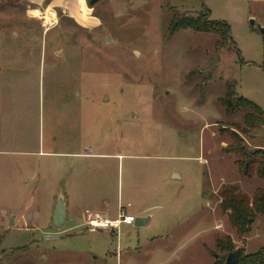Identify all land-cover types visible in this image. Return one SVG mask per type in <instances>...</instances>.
<instances>
[{
	"label": "rangeland",
	"instance_id": "rangeland-1",
	"mask_svg": "<svg viewBox=\"0 0 264 264\" xmlns=\"http://www.w3.org/2000/svg\"><path fill=\"white\" fill-rule=\"evenodd\" d=\"M90 1L0 0V30H46L26 33L46 49L37 90L14 92V132L36 129L41 153L0 162V264H213L226 256L215 247L225 238L247 255V235L229 226L219 196L233 186L250 199L264 191L255 173L264 151L253 148L264 147V127L247 129L223 98L235 81L236 94L264 113V0ZM204 10L230 26L235 47L169 34L174 13ZM59 196L67 217L56 230ZM127 204L146 227L116 236L87 229L85 210L114 219Z\"/></svg>",
	"mask_w": 264,
	"mask_h": 264
},
{
	"label": "crops",
	"instance_id": "crops-1",
	"mask_svg": "<svg viewBox=\"0 0 264 264\" xmlns=\"http://www.w3.org/2000/svg\"><path fill=\"white\" fill-rule=\"evenodd\" d=\"M24 14L25 18H32V20L30 19L28 22H32L33 25L37 23L36 19H40V17L36 15H29L27 11H25ZM30 29L31 28L28 30L26 29L25 32L23 28H13L11 33L8 31V28H2L0 30V158H2L0 162L6 161L9 156L15 153H41L40 149L43 143L39 135L36 136V129L33 130L34 133L32 137L27 135L28 133L21 136V133L16 135L14 132V129L17 128L14 125V92H17L18 96H21L22 93L29 95L32 91L34 95L35 90H37L36 83L40 81L42 64L45 62L46 57L44 43L41 42L40 44L39 41H33V43H31L29 36H27V32H31V36L34 35V37L36 36L38 38L41 32V36L44 37L46 32L45 28L41 27L40 31L39 28L33 27V32L29 31ZM262 127H264V124L261 128ZM251 131L253 132V130ZM253 148L256 151H264V147L259 144L254 145ZM89 168L92 167L89 166ZM3 187L4 184L0 183V190ZM204 196L205 195H203V197ZM131 208L132 207L128 210ZM95 209L96 210L92 212L106 216V214L98 211L99 207L96 206ZM65 211L67 217L66 204ZM127 214L129 213L127 212ZM133 225L137 227H146L148 225V220L135 219ZM250 230L251 231H249L244 238L245 245L240 247L244 249L247 254L255 253L264 248V215L259 220H255Z\"/></svg>",
	"mask_w": 264,
	"mask_h": 264
},
{
	"label": "trees",
	"instance_id": "trees-1",
	"mask_svg": "<svg viewBox=\"0 0 264 264\" xmlns=\"http://www.w3.org/2000/svg\"><path fill=\"white\" fill-rule=\"evenodd\" d=\"M168 31L170 35L179 31L214 35L217 38L214 46L218 50H224L228 46L235 47L231 41L230 26L224 22L210 21L208 10H204L202 14H197L195 17L174 13L169 21ZM235 52L239 56L237 49H235ZM241 63L243 64L242 61ZM235 85V81L225 82L223 103L227 108V113L242 111L245 127L253 131L260 129L264 124V113L252 102L239 97L235 92ZM233 138L237 140L235 136ZM233 144H236V142ZM255 154H263V152L255 151ZM243 157H248V155L246 154ZM244 173L246 176H250V165L244 167ZM255 173L260 179L264 180V165L262 167L257 166ZM219 197L221 201L219 204L220 211L227 214L229 226L240 237L246 236L256 218L264 215L263 190H258L250 199L246 195L238 193L234 186L226 187L221 189ZM215 247L219 251L225 252L226 256L233 252L231 240L228 238L218 240ZM23 250L25 249H16L15 252H23ZM224 260L225 258L222 261H215L213 264H224ZM237 264H264V248L247 255H241L240 250Z\"/></svg>",
	"mask_w": 264,
	"mask_h": 264
},
{
	"label": "built area",
	"instance_id": "built-area-1",
	"mask_svg": "<svg viewBox=\"0 0 264 264\" xmlns=\"http://www.w3.org/2000/svg\"><path fill=\"white\" fill-rule=\"evenodd\" d=\"M131 206H118L117 215L114 219H108L106 216L89 210L84 211L86 226L90 231L106 232L113 236L118 235L119 229L126 226H132L135 219L132 215L127 214Z\"/></svg>",
	"mask_w": 264,
	"mask_h": 264
},
{
	"label": "water",
	"instance_id": "water-1",
	"mask_svg": "<svg viewBox=\"0 0 264 264\" xmlns=\"http://www.w3.org/2000/svg\"><path fill=\"white\" fill-rule=\"evenodd\" d=\"M98 0H91L89 6L94 5ZM251 25H254V21H251ZM257 30L260 35L264 36V27L257 26ZM66 221L65 203L62 196L57 197L55 207L52 214V227L56 230H60ZM48 240H58L59 237H46ZM240 256V250L236 249L233 252L227 254L224 260V264H237Z\"/></svg>",
	"mask_w": 264,
	"mask_h": 264
},
{
	"label": "bare ground",
	"instance_id": "bare-ground-1",
	"mask_svg": "<svg viewBox=\"0 0 264 264\" xmlns=\"http://www.w3.org/2000/svg\"><path fill=\"white\" fill-rule=\"evenodd\" d=\"M78 2H79V7L81 8L82 11H84L83 13H85L86 15H88L89 11L85 8L83 2H82V1H78ZM78 2H77V3H78ZM79 14H80V13H79ZM85 14H84V15H85ZM80 18H81L82 21H85V20H84V17H80ZM89 21H90V20H89ZM86 22H88V21L86 20ZM88 23H89V22H88ZM90 23H91V22H90Z\"/></svg>",
	"mask_w": 264,
	"mask_h": 264
}]
</instances>
